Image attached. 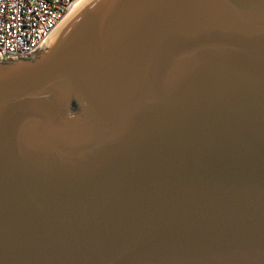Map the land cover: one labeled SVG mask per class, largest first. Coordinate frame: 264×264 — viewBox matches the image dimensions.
Listing matches in <instances>:
<instances>
[{
    "label": "water",
    "instance_id": "obj_1",
    "mask_svg": "<svg viewBox=\"0 0 264 264\" xmlns=\"http://www.w3.org/2000/svg\"><path fill=\"white\" fill-rule=\"evenodd\" d=\"M0 264H264V0H86L0 60Z\"/></svg>",
    "mask_w": 264,
    "mask_h": 264
},
{
    "label": "built area",
    "instance_id": "obj_2",
    "mask_svg": "<svg viewBox=\"0 0 264 264\" xmlns=\"http://www.w3.org/2000/svg\"><path fill=\"white\" fill-rule=\"evenodd\" d=\"M85 0H0V60L38 52Z\"/></svg>",
    "mask_w": 264,
    "mask_h": 264
},
{
    "label": "bare ground",
    "instance_id": "obj_3",
    "mask_svg": "<svg viewBox=\"0 0 264 264\" xmlns=\"http://www.w3.org/2000/svg\"><path fill=\"white\" fill-rule=\"evenodd\" d=\"M85 1H86V0H85ZM85 1H84V2H85Z\"/></svg>",
    "mask_w": 264,
    "mask_h": 264
}]
</instances>
